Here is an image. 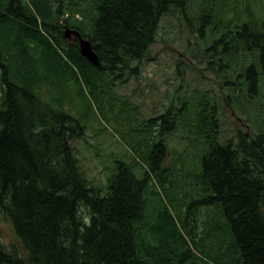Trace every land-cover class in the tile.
<instances>
[{"label": "trees", "instance_id": "1", "mask_svg": "<svg viewBox=\"0 0 264 264\" xmlns=\"http://www.w3.org/2000/svg\"><path fill=\"white\" fill-rule=\"evenodd\" d=\"M2 6L7 56L0 76V199L29 252L28 264H183L193 253L205 264H264V134L242 139L238 148L208 137L196 183L199 205L216 206L209 218L183 216L178 209L174 214L163 197L152 216L148 172L139 178L123 162L101 195L86 184L73 152L72 142L83 135L80 120L40 91L78 76L92 91L98 68L80 54L78 42L65 38L66 27L44 24L41 33L24 26L29 19L37 25L36 2L33 9L22 0H3ZM186 6L187 0H95L90 33L63 23L90 40L106 64L100 72L124 71L155 42L162 17ZM238 35L244 46L260 50L264 76L263 37L247 25ZM256 86L254 78L252 91ZM163 159L157 144L148 170L159 176ZM147 232L156 242L140 245ZM0 264L25 262L0 249Z\"/></svg>", "mask_w": 264, "mask_h": 264}, {"label": "rangeland", "instance_id": "2", "mask_svg": "<svg viewBox=\"0 0 264 264\" xmlns=\"http://www.w3.org/2000/svg\"><path fill=\"white\" fill-rule=\"evenodd\" d=\"M0 0V19L4 9ZM35 12L37 25L25 27L43 32L44 24L67 27L80 24L92 31L95 0H22ZM79 16V17H77ZM33 24V23H32ZM244 25L264 40V0H187L184 11L171 8L161 19L155 42L139 62L124 71H102L90 91L82 79L64 82L60 88L41 86L55 105L66 107L80 120L83 135L72 142L73 152L86 184L106 195L119 162L139 178L148 172L147 211L152 216L163 197L170 212L205 219L216 206H200L201 187L196 183L208 152V137L220 145L238 148L243 139L264 134V76L260 50L246 47L238 32ZM5 29L0 27L1 63ZM254 72L249 74L250 68ZM255 73V75H254ZM257 78L256 91L252 79ZM4 98L0 86V104ZM162 127L170 129L162 133ZM161 144L164 159L159 176L148 170L155 145ZM162 183V185L160 184ZM0 199V249L29 263V252L17 236ZM87 224L90 215L80 208ZM149 232L139 244H152ZM183 264H205L190 255Z\"/></svg>", "mask_w": 264, "mask_h": 264}, {"label": "water", "instance_id": "3", "mask_svg": "<svg viewBox=\"0 0 264 264\" xmlns=\"http://www.w3.org/2000/svg\"><path fill=\"white\" fill-rule=\"evenodd\" d=\"M66 37L68 39L74 38V40H78L80 45L81 55L84 58H86L93 66L95 67L100 66L99 58L97 54L93 51L91 43L86 39H84L78 31L67 30Z\"/></svg>", "mask_w": 264, "mask_h": 264}]
</instances>
